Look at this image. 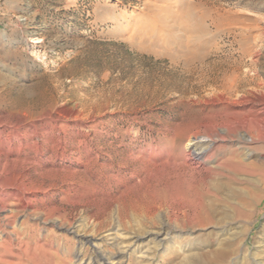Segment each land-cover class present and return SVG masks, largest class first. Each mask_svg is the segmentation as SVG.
<instances>
[{"label": "rangeland", "instance_id": "obj_1", "mask_svg": "<svg viewBox=\"0 0 264 264\" xmlns=\"http://www.w3.org/2000/svg\"><path fill=\"white\" fill-rule=\"evenodd\" d=\"M204 10L211 17L202 23ZM219 16L215 27L212 19ZM229 16L243 19L245 27L231 26ZM185 48L203 56L189 58ZM260 99L264 0H0V116L9 113L5 117L14 121L28 112L38 129L50 125L51 135L36 140L38 145L25 142L34 161L23 169L31 184L55 185L31 198L33 209L5 200L0 264H55L52 250L41 254L21 235L24 219L38 227L35 245L42 237L69 240L73 264L151 263L149 238L138 249L123 244L138 223L124 232L114 211L109 230L94 233L87 219L91 212L78 205L104 207L124 186L166 174H181L183 187L192 181L201 188L212 178L236 193L229 202L223 201V191L211 195L216 212L208 224L199 209L196 215L197 209L191 210L190 224L183 227L160 211L169 234L154 264H181L190 251L212 259L228 242L233 253L215 264H264V143L242 144L218 130ZM249 127L254 134L253 123ZM193 133L216 140L210 167L193 170L182 160L185 140ZM35 149L45 155L33 154ZM69 174H82L79 181L86 184H111L113 193L93 198L88 191H68L63 182ZM11 175L0 177V184L9 183ZM225 226L233 229L232 236L220 237ZM84 236L92 243L82 257ZM220 238L230 240L219 247Z\"/></svg>", "mask_w": 264, "mask_h": 264}, {"label": "bare ground", "instance_id": "obj_2", "mask_svg": "<svg viewBox=\"0 0 264 264\" xmlns=\"http://www.w3.org/2000/svg\"><path fill=\"white\" fill-rule=\"evenodd\" d=\"M207 17H211L210 12L204 10L202 15L200 16V20L202 21V23L205 22V19ZM225 18L229 21V24H231V26L240 25L242 27H245L244 26L245 23L243 22V19H240L238 17L233 18L232 16ZM221 21L222 18H220V16L217 17L216 19H212V25L218 27ZM203 28H205L204 24H203ZM184 32L186 34L185 29ZM247 39L252 40V37L248 36ZM184 54L185 56L188 55L189 58L191 57L197 58L203 56V53L201 51L197 49H189V48H185ZM254 102L255 101H252L248 109L240 114L241 118L239 120L230 117L231 119L229 120V123L221 124V126L218 127V130L224 132L225 134L227 133L232 134L233 136L241 140L243 142L242 144L248 145V143L250 144V142L252 143L254 140H259L264 143V99L258 100L257 105H255ZM6 115L0 116V177H3L5 174H12V175L9 183L0 184V208L4 209L5 203L7 201H11V202H15L17 207H19L22 210L33 209L34 204L31 202V198H36L38 194L50 193L51 191L55 190V185L42 184L36 186L35 184L33 185L28 181L29 176L25 174L26 172L23 169V167L26 162L29 163L30 160H33V158L30 159L29 158L30 156L28 154L29 152L26 153L27 151L25 150V145H26L25 142L29 141L32 144L38 145V142L36 143L35 141L42 140L46 135H51V131L49 130V128L51 127L50 125H44L40 129H38L35 124L36 118L34 119L33 116L28 112L23 113L21 117H19L14 121H8L10 119L7 120V118L5 117ZM27 121L32 123L30 127L23 126ZM230 121L232 124H235L234 127L230 125L231 124ZM250 123H253L254 125L253 127L254 134H250L252 132V129L249 127ZM239 131H242L243 135H240ZM213 132L217 133V130H214ZM216 136L218 137V135ZM211 137L212 136H200L199 133H193L186 138L185 144L182 149V158H183L182 160L184 161V163L188 162L190 166H192L193 170L204 167H210V165H213V162L211 161L213 158L212 150L213 148L216 147L215 146L216 140H214ZM57 143L59 145L63 144V142L60 140H58ZM26 147L28 148L31 146H26ZM64 150H65V146H63L62 148L60 156L64 155L65 152ZM33 154L43 157L45 155V152H43L41 149H35L33 151ZM251 165L252 164H250V166ZM69 175L70 177L67 178L65 182H63V186H66L68 191L74 190V188H76L78 191L79 190L88 191L91 192V197L93 198L106 197L109 196L111 193H113V191L109 189L111 184L104 185L103 183L102 186L92 185L91 183L86 184L84 182L79 181L78 177H80L82 174L81 175L69 174ZM181 178H182L181 174H166L165 176H163L162 179H160V177H157L155 179L154 177H149L148 179L147 178L141 179L138 180L134 185L124 186V189L121 192H118L115 197L111 196L109 198L110 200L109 205L97 208V207H93L92 205H88V204L85 205L83 203H80L78 206H80V208H82V211L86 212V214H89L88 212H91L90 215H87L88 216L87 219L92 222L91 232L93 231L94 233H97L100 230H104V231L109 230V227L112 225L113 222L112 214L114 213V211L116 214L117 224L122 228V230H124V232H126L127 225L131 227L133 223H138L140 228H137L136 230L129 232L127 234V239L126 241H124L123 244L125 245V248H127L128 250L133 247L134 249L136 248L138 249L139 246L142 244L143 240L145 238H149V243L152 244L150 247H148V252L150 253V257H151L150 258L151 263L149 264H154L155 259H157L155 252L158 250L165 249L168 240L167 236L169 234L168 233L169 228L162 222L161 217L159 216L160 211L165 212V217L168 221H172L176 225H181L183 227L186 223L190 224L189 217L191 216L190 215L191 210L197 209L195 210L194 215L198 214V211L201 210L205 215L204 223L208 224L212 222L211 219L214 217L213 215L216 212L213 208L214 206L213 202L216 201L217 199L215 198L216 200L214 201L210 200L211 195L212 196L214 194L219 195L220 192L223 191L222 193L224 195L223 194L222 195L224 196L223 197L224 200L223 199L222 200L225 202L226 201L229 202L231 195L236 193L232 189H230V187L227 184H222L223 182L213 183L212 181L214 179L210 181L212 179L210 177L209 180L204 179L206 181H202L203 183L201 188H199L198 185L194 184L192 181H189L188 184L185 187H183L180 184ZM29 179L31 178L29 177ZM82 180L84 179L82 178ZM117 183L121 184L119 181ZM238 195H240V193ZM239 197L241 201L243 200L244 203V197L242 195H240ZM54 210L55 209H53L51 214L54 212ZM227 217H228L227 214H225L224 218ZM12 218L13 216L8 217V219H12ZM21 224H22L21 235H24L28 239L25 240H27L28 243L30 242L32 245H34V248L40 251L41 254L43 252V249L46 248L48 250H52L51 258H53L55 264H73L72 263L73 255L69 253V248L71 247V242L69 240L63 238L52 241L49 238L42 237V244L35 245L38 235L35 234L36 232L34 233V231L38 228L37 225L34 223H30L25 219ZM223 224L224 223H222V226ZM229 228L230 229H228V227L221 229L218 233L220 237L229 236L230 235L229 232L233 230L231 229V227ZM162 236L163 238H161ZM176 237L178 238V236ZM228 239L229 238H225V239L220 238V240L218 239L217 246L220 247L223 242L230 240ZM91 243H92L91 239L87 236H84L83 239L80 241L79 252H81L82 257H85L86 248ZM227 245L228 247L226 248L224 247L223 250L217 249V251L212 253L214 256L212 257V259L197 258V255L195 253H191V251L189 250L190 252H187L185 254L184 261L182 260V262L181 261L180 262L181 264H193L195 263V261L196 262L198 261L197 263L200 264H215V262L224 260L227 254L232 252V250L230 249L231 247L229 246L230 245L229 242L227 243ZM0 246H1V242H0ZM8 246H11V244L9 243ZM27 246L29 245L27 244L26 247ZM117 252L119 253V251ZM75 257L76 255L73 258ZM234 264H242V263L235 262Z\"/></svg>", "mask_w": 264, "mask_h": 264}]
</instances>
